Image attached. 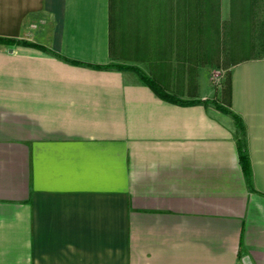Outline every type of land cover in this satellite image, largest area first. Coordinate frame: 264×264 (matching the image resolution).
<instances>
[{"label": "crops", "instance_id": "1", "mask_svg": "<svg viewBox=\"0 0 264 264\" xmlns=\"http://www.w3.org/2000/svg\"><path fill=\"white\" fill-rule=\"evenodd\" d=\"M0 38V264H264V57L152 75L179 104L114 60L110 0H0Z\"/></svg>", "mask_w": 264, "mask_h": 264}, {"label": "rangeland", "instance_id": "2", "mask_svg": "<svg viewBox=\"0 0 264 264\" xmlns=\"http://www.w3.org/2000/svg\"><path fill=\"white\" fill-rule=\"evenodd\" d=\"M122 1L126 8L117 9L119 19L115 23L112 38L114 60L135 63L134 66L141 68L151 77L160 73L166 75L171 73V76L175 74L179 79V73H182L191 83L197 80L194 94H200L199 85L206 80L214 92L226 87L229 68L235 60L246 55H255L252 50L247 53L239 52L234 57L228 52L229 39L225 35V26L230 19V0H219L217 7L219 11L213 9L216 24L219 26L217 33L213 30L214 32L209 35L205 34L206 17L203 16H206V12L199 9L198 16H202L199 18L204 20L202 25L204 30L197 31L196 37H193L192 31L181 33L183 35L181 38L186 42L181 46V49L184 48L181 52L178 41L179 33L182 31L176 25L177 3L172 0H120ZM255 1L253 20L256 25L252 36L257 42V57H264V0ZM171 90H175V87ZM182 94L193 96L188 90ZM215 96L214 93L213 98Z\"/></svg>", "mask_w": 264, "mask_h": 264}, {"label": "trees", "instance_id": "3", "mask_svg": "<svg viewBox=\"0 0 264 264\" xmlns=\"http://www.w3.org/2000/svg\"><path fill=\"white\" fill-rule=\"evenodd\" d=\"M255 0H230V19L225 26V35L228 36L227 44L230 48L228 52L230 56L234 57L239 54V52H249L254 51V56H248L235 60L233 62L237 63L242 60L256 58L257 57V42L254 37V26L256 25L253 20L254 11H255ZM219 4V0H204V2H200V0H180L177 2V16H176V25L180 28V41H178L179 51H184L181 49L182 45H185V40L181 33H185L187 31H192L193 37H196V32H203L204 28L202 27L204 20L200 19L198 16L199 9L202 11L203 9L206 12V22H205V34L209 35L214 32L213 30L218 32V25L216 24L215 17L213 14V9L219 11L217 9ZM125 3L120 2V0H110V32H111V42L113 43V33L115 32V23L118 21V13L117 9H121L124 7ZM129 8V6H128ZM172 10V9H171ZM203 13V12H202ZM0 41L5 42H13L12 39H1ZM121 68H131L139 73L141 78L154 90V92L160 96L161 98L179 103V104H191L198 102L199 100H184L178 97L177 95L171 94L167 92L153 77L149 76L144 70L134 65H122L118 64ZM213 102L222 110L232 114L236 121V125L240 130V133L243 134V121L240 115L232 111L229 107H225L221 104H218L215 100ZM239 149H240V161L244 167V170L248 172L249 170V158L245 147L243 146V142L239 140Z\"/></svg>", "mask_w": 264, "mask_h": 264}]
</instances>
